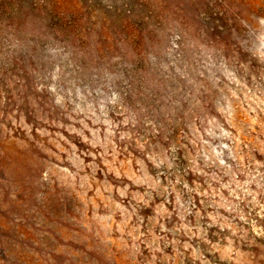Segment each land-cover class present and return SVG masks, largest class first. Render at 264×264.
<instances>
[{"label": "rangeland", "instance_id": "rangeland-1", "mask_svg": "<svg viewBox=\"0 0 264 264\" xmlns=\"http://www.w3.org/2000/svg\"><path fill=\"white\" fill-rule=\"evenodd\" d=\"M0 264H264V0H0Z\"/></svg>", "mask_w": 264, "mask_h": 264}]
</instances>
